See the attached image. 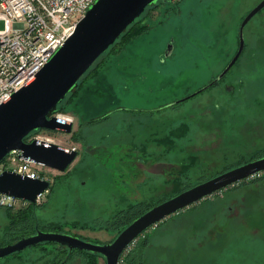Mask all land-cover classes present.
Masks as SVG:
<instances>
[{
	"label": "rangeland",
	"instance_id": "374dc122",
	"mask_svg": "<svg viewBox=\"0 0 264 264\" xmlns=\"http://www.w3.org/2000/svg\"><path fill=\"white\" fill-rule=\"evenodd\" d=\"M261 1L183 0L143 16L140 25L149 31L126 41L127 34L124 49L104 56L71 105H63L60 114L73 119L72 132L43 133L51 143L77 151L78 157L64 173L36 166L53 190L37 202L32 229H11L7 211L17 214L30 204L0 207V247L36 230L111 242L118 231L107 230V223L120 211L159 204L263 151L264 8L246 25V50L219 86L183 100L227 66L229 60H218L215 50L227 51L235 37L238 43L239 26ZM208 56L212 73L204 61ZM94 95L105 99L84 106V115L100 114L106 120L88 127L71 112L81 96L84 101ZM166 105L171 107L147 112ZM199 203L145 232L139 242L147 246L136 249L135 243L133 257L142 254L145 264H264V173ZM51 249L27 248L0 264H56ZM127 255L119 264H125ZM67 264L82 260L75 257Z\"/></svg>",
	"mask_w": 264,
	"mask_h": 264
},
{
	"label": "water",
	"instance_id": "95a60500",
	"mask_svg": "<svg viewBox=\"0 0 264 264\" xmlns=\"http://www.w3.org/2000/svg\"><path fill=\"white\" fill-rule=\"evenodd\" d=\"M159 1L171 0H95L78 22L73 34L36 74L34 80L13 94L0 106V163L14 152L19 158L36 165L64 173L78 157V152L44 141L24 142L32 132H72L71 122H62L54 115L58 106L73 93L81 78L95 62L114 45L127 28L148 7ZM264 8L262 0L244 18L239 28V48L218 78L189 99L223 78L238 60L243 47V30ZM170 55V47L165 57ZM182 102L178 101L176 103ZM175 103V104H176ZM171 106V105H169ZM264 172V157L242 164L199 183L147 210L133 220L113 241L97 244L62 232L35 233L18 239L14 244L0 247V260L27 248L54 244L69 252L84 251L101 256L105 264H119L127 247L139 236L168 217L199 203L222 190ZM49 181L31 180L11 171L0 174V194L35 206L37 197L50 189Z\"/></svg>",
	"mask_w": 264,
	"mask_h": 264
},
{
	"label": "built area",
	"instance_id": "2783aa9c",
	"mask_svg": "<svg viewBox=\"0 0 264 264\" xmlns=\"http://www.w3.org/2000/svg\"><path fill=\"white\" fill-rule=\"evenodd\" d=\"M94 2L95 0H0V106L34 80L36 74L73 34L76 25ZM54 117L62 122L73 123V119L61 114ZM32 141L51 143L43 133L31 135L27 142ZM36 166L29 160L20 159L19 153L14 152L0 163V174L11 171L31 180L50 182L45 174L38 172ZM263 173L252 177H259ZM44 194L37 197L36 204ZM25 204L29 203L0 194L1 208ZM135 243L136 240L124 253H130Z\"/></svg>",
	"mask_w": 264,
	"mask_h": 264
},
{
	"label": "trees",
	"instance_id": "16d2710c",
	"mask_svg": "<svg viewBox=\"0 0 264 264\" xmlns=\"http://www.w3.org/2000/svg\"><path fill=\"white\" fill-rule=\"evenodd\" d=\"M183 0H180L179 2L177 3H173V7L174 6H179V4L182 2ZM166 4V6H170V8L172 7L170 3L172 2H163V1H159V3L156 5V6H153V7H148L146 8L145 12L138 18L135 20V22L133 24H131L127 30L122 34V36L114 43V45H112L106 53H104L96 62L95 64L91 67V69L81 78V80L79 81V84H78V87L77 89L69 94L65 99L64 101L58 106V114H60L62 111H63V105H65V103H70L69 105H71V99L78 93V91L80 90V87H81V84L83 82V80L86 78V76L91 72V70L94 69V67L98 64V62L104 57L106 56L107 54L109 53H113L114 50L115 53L114 55H117V53L124 49L123 45H121L122 43V40L124 41L126 39V36L127 34L128 37L126 39V41L129 39V38H137L139 36H141L142 34H145L147 31H149L150 27L149 26H146L145 24H141V20H142V17L147 15V13H150L151 10H155L158 5L160 4ZM170 10V9H169ZM168 10V11H169ZM167 12V11H166ZM165 15V14H164ZM210 38H207L205 43H209L210 42ZM121 41V42H120ZM204 43V44H205ZM224 43V42H222ZM121 45V46H120ZM120 46V47H119ZM228 47V46H227ZM114 49V50H113ZM113 50V51H111ZM120 53V52H119ZM118 53V54H119ZM207 59L205 58L204 61H205V64H207ZM209 70V69H208ZM210 71V70H209ZM212 73V71H211ZM218 73V72H217ZM220 73V72H219ZM218 73V74H219ZM212 79V78H211ZM82 97V96H81ZM74 103V106H73V109H72V114L73 115H76L80 117V120H82L81 122L82 123H85L87 124L86 126H94V125H98L102 122H104L103 120H106V118H100V114L99 115H96L94 117H91V118H87L85 115H84V112H83V107L84 106H97V103H99L102 99L104 100L105 98L103 97H100V96H88L85 98V100L83 101V98H81ZM94 98H97V100H95ZM81 102L84 103L83 106H81ZM66 103V104H67ZM168 107H171V106H168ZM167 108V107H166ZM105 109L101 110V113L104 111ZM84 119H87V121H85ZM36 134V132L34 133ZM34 134H29L25 139H24V142H27L28 138L31 136V135H34ZM72 139H75V140H78L79 137H76V134H72ZM261 157H264V150L259 152L257 155H255L250 161H253V160H256V159H259ZM248 161V162H250ZM246 162V163H248ZM240 166V165H238ZM236 166L232 167V168H229L227 169L226 171L230 170V169H233L235 168ZM224 171V172H226ZM222 172V173H224ZM221 174V173H220ZM219 175V174H217ZM216 175V176H217ZM62 177H57V180L60 179ZM211 178H207L205 180H201L199 183H202L206 180H209ZM191 188L190 187H187V188H184L183 190H181L180 192L176 193L179 194L187 189ZM53 190V187L50 189V191ZM209 198L205 199V200H202L200 201L201 203H199V205L201 204H204L205 201H208ZM163 202V201H162ZM161 203V202H159ZM157 205V204H156ZM195 205V204H194ZM36 206V205H35ZM35 206L33 205H29L28 208L25 210V211H21V212H18L17 214H13V213H10V210H7L8 211V214L10 216V228L11 229H15L17 227H21L23 230H26V229H32L33 227L36 226L37 224V220H35V218L33 217V214L35 212ZM155 206V205H154ZM193 206V205H192ZM195 206H198V205H195ZM195 206H193L192 208H196ZM151 207H153V205L149 206V207H143L142 204H138V205H133L129 208H127L126 210H122L120 211L115 217L114 219L107 225H108V229L107 230H113V231H118L117 234L119 235L133 220H135L136 218H138L139 216H141L142 214H144L147 210H149ZM8 209V208H6ZM182 212V211H180ZM179 213V212H178ZM176 213V214H178ZM173 216V215H172ZM171 216V217H172ZM170 218V217H169ZM165 221H162L160 222L159 224L156 225V227L162 225ZM35 225V226H34ZM110 228V229H109ZM152 228V227H151ZM53 232H57V231H53ZM147 232V231H146ZM26 233V232H25ZM25 233H22V234H25ZM117 235V236H118ZM144 235V233L139 236L137 239H136V243L139 242L140 238ZM17 239H20V238H17ZM141 242V243H140ZM139 242V244L136 246V249L138 248L139 245L142 246V248H145L147 246V242L144 241L142 243V240ZM40 248V250H46V249H50L52 248L51 250L55 252V257L56 259L58 260L56 262V264H67L68 262H70L72 259H74L75 257H79L81 260H82V264H98V260L99 259H102L104 260L101 256L99 255H96V254H92V253H87V252H84V251H73V252H69L67 249L65 248H62L58 245H54V244H43V245H40L38 246ZM135 251V250H134ZM133 251V252H134ZM131 252V251H130ZM133 252L132 253H128L125 259V264H145V262L143 261V257H141L142 254L138 255H135V257H133ZM18 254V253H17ZM15 254V255H17ZM14 256V255H12ZM122 257V256H121ZM121 259V258H120ZM124 260V259H123ZM105 261V260H104Z\"/></svg>",
	"mask_w": 264,
	"mask_h": 264
},
{
	"label": "flooded vegetation",
	"instance_id": "af4514ba",
	"mask_svg": "<svg viewBox=\"0 0 264 264\" xmlns=\"http://www.w3.org/2000/svg\"><path fill=\"white\" fill-rule=\"evenodd\" d=\"M180 1V0H179ZM178 1V2H179ZM170 2H172V1H170ZM175 3H177V2H172V3H170L171 4V6L173 7V5ZM163 6H166V4L164 3V4H160V5H158V7L154 10V11H158V9L160 8V9H162V7ZM153 11V12H154ZM152 12V11H151ZM239 28H240V26H239ZM245 28H246V26L244 27V30H245ZM244 30H243V41H244V47H243V50H242V52H241V54H240V56H239V58H238V60L236 61V63L233 65V67L226 73V75L225 76H223V78H221L220 80H218L217 82H215L213 85H211L212 87L214 86V87H217V86H219V84L221 83V81L231 72V70L234 68V66L240 61V59H241V57L243 56V54H244V52H245V50H246V44H245V39H244ZM233 40H235L234 41V44H232V46L230 45V43L228 44V48H227V51L225 50V49H222L221 50V47L220 48H217L215 51H217L216 52V56H217V59L218 60H220V58L223 56V59H222V61H226V60H229V62L227 63V65L230 63V61L233 59V57L235 56V54L237 53V51H238V48H239V30H238V43L236 44V37L233 39ZM169 46H171V45H169ZM169 46H168V48H167V51H168V49H169ZM204 49L203 50H200V52L202 53V55H204ZM221 53H223V54H221ZM166 54V53H165ZM171 54V53H170ZM167 58V57H166ZM206 61H207V66H206V68L207 69H209V56L208 57H206ZM227 66H225V68H226ZM225 68H223L221 71H220V73H219V75L222 73V71L225 69ZM211 72V71H210ZM219 75H217L215 78H213L207 85H209V84H211L213 81H215L217 78H218V76ZM206 85V86H207ZM205 86V87H206ZM204 88V87H203ZM202 88V89H203ZM232 87H225V89L227 90V91H230V89H231ZM208 89V88H207ZM201 90V89H200ZM205 91V90H204ZM198 92V91H197ZM203 92V91H202ZM201 93V92H200ZM196 96V95H195ZM176 103V102H175ZM168 106L169 105H166L164 108H159V109H150V110H148L147 112H150V111H153V112H155L156 110H163V109H165L166 107L168 108ZM72 130H73V128H72ZM36 133H44V132H49V131H45V130H38V131H35ZM35 132H32L31 134H34ZM49 133H51V132H49ZM50 183H51V181H50ZM51 189V188H50Z\"/></svg>",
	"mask_w": 264,
	"mask_h": 264
}]
</instances>
